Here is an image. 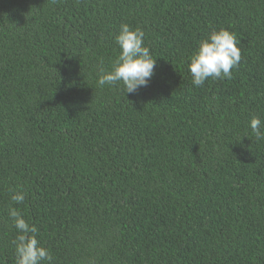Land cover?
<instances>
[{"label": "trees", "instance_id": "16d2710c", "mask_svg": "<svg viewBox=\"0 0 264 264\" xmlns=\"http://www.w3.org/2000/svg\"><path fill=\"white\" fill-rule=\"evenodd\" d=\"M122 24L157 59L131 94L97 83ZM220 29L241 62L197 88L189 58ZM254 116L264 0H0V264H15L13 206L52 264H264Z\"/></svg>", "mask_w": 264, "mask_h": 264}, {"label": "clouds", "instance_id": "9594fccd", "mask_svg": "<svg viewBox=\"0 0 264 264\" xmlns=\"http://www.w3.org/2000/svg\"><path fill=\"white\" fill-rule=\"evenodd\" d=\"M145 33L140 28L132 29L122 24L115 43L120 52L111 71L100 70L99 87L123 83L126 94L136 93L141 87H148L155 75L157 59L150 48L145 46ZM242 59L237 36L227 29L213 30L198 43L195 53L190 56L188 71L193 86L202 87L208 80H231L232 70ZM249 127L257 141L264 140V120L253 117ZM25 194L13 190L11 201L14 205L23 204ZM8 216L16 230L12 241L15 248V264H52L53 256L38 239V229L30 224L16 207H9Z\"/></svg>", "mask_w": 264, "mask_h": 264}]
</instances>
